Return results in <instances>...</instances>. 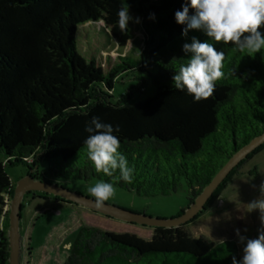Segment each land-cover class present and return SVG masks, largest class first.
I'll use <instances>...</instances> for the list:
<instances>
[{"label": "trees", "instance_id": "obj_1", "mask_svg": "<svg viewBox=\"0 0 264 264\" xmlns=\"http://www.w3.org/2000/svg\"><path fill=\"white\" fill-rule=\"evenodd\" d=\"M185 4L190 0H0V264H7L4 207L15 185L7 166L26 164L33 155L35 178L43 158L50 179H98L140 196L165 195L184 183L189 204L233 152L264 132V49L249 56L233 44L216 43L203 30L182 35L186 25L176 22L175 13ZM127 5L129 13L144 16L141 57L119 56L105 66L98 57L80 55L76 32L84 26L97 28L98 36L110 35L120 48L126 45L129 31L121 32L118 12ZM194 14L189 7V15ZM260 31L264 34V27ZM193 37L224 53L223 78L199 102L173 85V76L191 55L182 47ZM129 78L141 80L138 91L148 80L154 92L136 102L128 100L129 92L114 96L115 84ZM93 117L119 127L113 134L134 170L131 183L119 178V170L112 177L97 173L88 159L84 141L90 133L85 129ZM262 149L264 143L231 171L202 211ZM252 220L247 233L256 238L262 227L259 210L252 212ZM152 228L150 239H144L80 226L63 264L240 260L236 237L215 243L191 235L184 225Z\"/></svg>", "mask_w": 264, "mask_h": 264}, {"label": "rangeland", "instance_id": "obj_2", "mask_svg": "<svg viewBox=\"0 0 264 264\" xmlns=\"http://www.w3.org/2000/svg\"><path fill=\"white\" fill-rule=\"evenodd\" d=\"M129 14L134 18L139 17L140 22L129 21V39L124 47H118L108 34L106 37L98 36L97 28L84 26L78 28L76 32V47L80 55L85 59L98 57L105 66L118 61L119 56L139 59L145 48L144 16L142 11ZM139 82H141L139 78L117 82L113 95L124 96V93L129 92L128 100L136 102L154 92L148 80L143 90L138 91L136 86ZM25 162L27 165L17 162L6 167V172L13 184L28 173L32 175L35 169L34 156H30ZM36 168L39 178L57 183L88 197H92L88 188L103 181L98 179L90 181L50 179L46 174L43 158L38 160ZM253 169L256 172L250 174L248 171ZM262 181H264V149L244 164L240 174L232 176L227 181L218 200L212 203L210 208L201 211L184 226L191 235L202 236L215 243L235 238L236 229L241 230V235L255 239L244 229L253 228L252 212L254 210L251 211L248 204L260 197L258 189ZM114 189V196L105 204L128 213L169 218L177 216L188 205L187 187L184 183L175 192L157 196H140L117 186H114ZM12 193L13 190L10 197ZM80 226H92L102 231L130 232L144 239H150L153 233V228L150 226L121 220L61 198L56 200L53 196L46 197L43 192L30 191L24 194L21 202L19 264H63L68 248ZM257 233L259 234V231ZM236 240L241 259L243 245L238 242L237 237Z\"/></svg>", "mask_w": 264, "mask_h": 264}, {"label": "clouds", "instance_id": "obj_3", "mask_svg": "<svg viewBox=\"0 0 264 264\" xmlns=\"http://www.w3.org/2000/svg\"><path fill=\"white\" fill-rule=\"evenodd\" d=\"M189 7L195 10L194 15H189ZM118 17L121 32L128 30L129 21L140 22L139 17L129 14L128 5L119 10ZM151 18L154 19V14ZM175 19L178 24L186 25L182 31L184 36L189 30H203L216 43L233 44L238 51L247 52L249 56L264 49V34L260 31L264 27V0H190V4L175 13ZM182 51L191 55L173 76L175 89L186 90L194 102L209 98L216 82L224 76V53L217 51L212 43L200 42L196 37L190 44L185 43ZM85 131L90 133L84 144L95 171L112 177L119 170V178L131 183L134 170L118 151L120 141L113 134L119 131V127L114 129L93 117ZM258 191L260 197L248 205L251 211L259 210L262 227L255 239L241 235L240 229L235 230L238 242L243 245V255L239 261L233 256L232 264H264V181ZM88 192L94 197V206L100 209L114 196L115 189L112 183L101 181L89 187Z\"/></svg>", "mask_w": 264, "mask_h": 264}, {"label": "water", "instance_id": "obj_4", "mask_svg": "<svg viewBox=\"0 0 264 264\" xmlns=\"http://www.w3.org/2000/svg\"><path fill=\"white\" fill-rule=\"evenodd\" d=\"M264 143V132L253 137L249 142L242 145L233 152L227 160L215 172L211 180L195 196V198L183 209L177 216L169 218H158L146 216L138 213H128L110 207L105 204L103 208L97 209L93 204V198L76 191L69 190L62 185L47 181L44 178H35L29 173L18 180L14 187L13 193L8 202V227L6 230L7 239V264H19L20 233L19 220L21 202L25 193L30 191H39L48 195L58 196L62 199L73 202L84 207L99 211L101 213L117 217L121 220L135 222L150 227H177L186 224L200 213L209 198L224 182L231 171L257 147Z\"/></svg>", "mask_w": 264, "mask_h": 264}, {"label": "built area", "instance_id": "obj_5", "mask_svg": "<svg viewBox=\"0 0 264 264\" xmlns=\"http://www.w3.org/2000/svg\"><path fill=\"white\" fill-rule=\"evenodd\" d=\"M8 202H9V200H8ZM8 202H7V203H8ZM7 207H8V205L6 204V205H5V207H4V210H6V209H7Z\"/></svg>", "mask_w": 264, "mask_h": 264}, {"label": "flooded vegetation", "instance_id": "obj_6", "mask_svg": "<svg viewBox=\"0 0 264 264\" xmlns=\"http://www.w3.org/2000/svg\"><path fill=\"white\" fill-rule=\"evenodd\" d=\"M58 197V196H57ZM58 198H61V197H58ZM62 199V198H61Z\"/></svg>", "mask_w": 264, "mask_h": 264}]
</instances>
